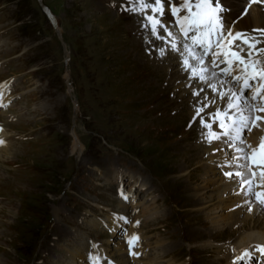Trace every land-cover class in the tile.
Here are the masks:
<instances>
[{"label": "rangeland", "instance_id": "obj_1", "mask_svg": "<svg viewBox=\"0 0 264 264\" xmlns=\"http://www.w3.org/2000/svg\"><path fill=\"white\" fill-rule=\"evenodd\" d=\"M111 1H122L120 6L130 13L107 9L104 0H0V83L12 79L16 97L12 107V99L7 100L11 109L0 115L9 140V148L0 151V264H55L59 254L49 261V252H43L58 238L55 225L79 230L92 207L103 217L101 206L126 212L128 232L122 239L133 224L151 255L143 262L163 254L154 264H223L226 249L219 256L215 248L203 249V238H192L193 228L209 232L208 226L189 212L187 183L177 177L182 142L201 145L193 153H202L208 162L209 153L203 151L207 144L200 141L204 127L192 119L198 97L171 77L175 71L167 63H173L172 51L165 44L153 45L151 23L141 11L131 10L135 0ZM162 68L169 71L156 85L151 76L158 80L156 70ZM181 115L177 127L172 119ZM75 133L83 152L73 148ZM141 180L149 188L138 190L136 205L121 207L119 186L141 189ZM154 199L159 200L160 215L147 221L144 210L154 207ZM67 217L76 219V226L65 223ZM99 221L102 228L105 222ZM237 228L217 232L214 238L233 242ZM88 234V242H97L96 235ZM77 235L68 242H80L82 235ZM159 240L167 244L166 253L158 248Z\"/></svg>", "mask_w": 264, "mask_h": 264}, {"label": "bare ground", "instance_id": "obj_2", "mask_svg": "<svg viewBox=\"0 0 264 264\" xmlns=\"http://www.w3.org/2000/svg\"><path fill=\"white\" fill-rule=\"evenodd\" d=\"M176 2H181V0H176ZM223 3L226 5V7L228 9V11H226L224 13L225 26L228 28H231L233 34L237 31H240V32H243L249 39L260 41V43L257 44V47L258 48H264V36L260 32L251 31L252 29L264 28V3H252L251 5H248V9H249L248 13L246 14V16L243 19H240L239 14L242 11L243 7H245L246 0H223ZM194 7H195V5L193 4V8ZM48 12L50 13L49 10H48ZM189 15L190 14L188 11L181 10L180 13L176 17L170 18L171 13H170V8H169V9H166V14L162 18L161 17H158V18L164 20V22L168 25L170 31L175 36V40H177V41L175 43L172 42L171 44H178L180 47V51L183 52L185 56H188L190 63L192 65H196L197 61L192 59V57L188 54L187 50H185L184 45H187L188 49H191L193 52H195L196 55H199L201 51L207 50L206 47L200 46V41H203L205 46L210 45L211 46L210 53H215V55L214 56L210 55V58L209 57L205 58L206 65L209 68V71L207 73H205L208 76V82L211 83L213 85V87L216 88L217 92H220V93H224V92L230 93V92L238 91V89H240L242 87L243 80L240 79V81L238 82L239 86L231 85V80L227 79V75L229 74V76H231V78H233L234 76L235 77H244L245 75H250V70L248 73H245L244 71H242V67L237 65L235 67V71L233 72V65L232 64L222 62V61L228 60V57L223 56V53H225L227 51L228 46H229L226 43V41H230L232 39V37L225 34V40L221 41V43L219 45H217L216 33L214 30H212L210 33V30H209L207 25L191 26V30H189L190 23L183 19V17L189 16ZM176 21H178V23H176ZM54 24L58 29L57 22ZM181 26H183L184 31L181 30ZM185 31H187V33H188L187 36L185 35ZM149 35H150V32H149ZM150 36L147 35V37H150ZM153 36H155V35L153 34ZM165 36H166V39H164V40L169 41V40L173 39L172 37H167L166 33H165ZM193 36L196 37L195 40L192 39ZM144 37H145V35H144ZM142 40H144V39H142ZM141 43H143V42H141ZM234 43L237 46L243 47L245 49L247 48V45L244 44L243 41H241L239 39H237ZM153 45L156 46V43L154 42ZM166 45L168 46L169 49H171L169 44H166ZM162 46H163V44H162ZM133 47H135V46H133ZM148 47H149V45H148ZM119 50H117V51H119ZM121 50H122V48H121ZM158 50H159V48H158ZM165 51H167V50H165ZM172 52H174L171 54L172 56L174 54L173 63H171V64L167 63V64H169L170 69L172 67L173 70L175 71V73H172V75H171V77L173 79H175V82H176V80H180L181 84L178 86L183 87L185 85L186 86L188 85L189 88H191L193 92L197 91L199 89H204V91L201 93V95L198 98L194 99V101H198L197 104L199 107L201 106L202 103L205 102L206 98L208 100L215 99V103L212 104L209 108H206L205 113H207L209 111L214 112L216 110V108L221 107L223 104L226 103V101H221L218 98V96L216 95V93H214L212 91V89L207 87L205 82L200 81L198 78H193L191 76L190 71H185L182 57L179 55V53H177L175 51H172ZM159 53L160 52H158V54ZM116 54H118V53H116ZM242 54L246 55V52L242 53ZM145 55H147V54H145ZM150 55H151V53H150ZM172 56H169L170 60H172L171 59ZM151 57H152V55H151ZM163 57H160V58H163ZM121 58H122V56H121ZM211 59L215 60V65L219 66V67L214 68V66L211 63V61H212ZM253 59H257V55H256L255 51L253 52V56L249 57L250 61ZM259 59L264 60V53L259 54ZM142 60H144V59H142ZM149 60H150V58H149ZM122 61L126 62L125 59ZM145 61H146V59H145ZM149 62H151V61H149ZM144 63H146V62H144ZM159 65H160V62H159ZM222 68L228 69V72L227 73L221 72V74H219L217 71H218V69H222ZM135 69L136 68H134V70ZM141 69H143V68H141ZM159 70H156V75H157L156 77H158V80H155L154 78H152V76H151V79L149 78L150 81H152V83L154 82V84H156V85L159 84L160 78H164L163 74H166L169 71V70L167 71V69H165V68H162V70H164V71H162V70L159 71ZM197 70L199 71V67ZM213 73H215L214 76H213ZM148 77H150V76H148ZM169 80H171V79L169 78ZM133 82H134V80H133ZM250 83H252L254 86H258L259 83H264V82L253 80V81H250ZM130 88H131V86H130ZM142 88H144L143 85H142ZM183 90H185L186 93L188 92L184 88H183ZM136 91H137V89H136ZM128 92H129V90H128ZM118 93H119V91H118ZM177 94H178V92H177ZM187 96H188V98L191 97L189 94ZM253 96H254V92L251 90L248 96H246V95H245V97L241 96L239 101H236L235 99H233V102L239 104L242 101H246V103H244V107H248L249 105H251L253 103L256 104L257 107L264 106V98H261V96H264V92H262L260 96H256L255 99H253ZM5 97H6V95H5ZM191 98H193V97H191ZM158 99H160V98H158ZM133 100H134V98H133ZM6 101H7L6 98L2 101L3 105H5ZM205 113H203V114H205ZM163 115H165V114H163ZM205 116L208 118L207 115H205ZM208 119H210V118H208ZM172 120L176 121L178 123V124L176 123L177 127H178V126H180V122L182 121V115L177 116L176 118H173ZM218 123H219L218 121L213 122V130H215L217 132H222L223 130L219 128ZM203 133L205 135H210V131L207 128H204ZM260 134L261 133L259 131H257L256 129H253L252 133H247V132L245 133L247 141L249 143H251L253 146H257L259 144ZM200 135H202V134H200ZM200 139H201L200 141H203L204 143L207 144L206 150H203V149L202 150L204 152L206 151L207 153H209L208 154L209 157L207 158L208 162H206L205 159H204V161H203V159H201L202 153H199V152L193 153L194 150L196 151V149L198 151V148L201 145L200 146H194V145H191L190 143L182 142V143H180L179 151H178V153L182 156L183 163L178 164L179 171H178L177 177H180L182 180H184L183 182L187 183L186 193L189 194V196L187 197L188 201H187V203L185 202V204H188L189 212H192L194 214L193 216H195V218H197L201 222L200 225L205 226V223L207 224L208 227H205V228H207L206 230L209 231V232H205L204 230L193 228L192 229V236H193L192 238L193 239L203 238L204 240H201V241H204L201 243V244H203V249H209L210 250V248H215L216 251L219 253V250H222L223 245L221 242H215L214 241V240H216L214 238L215 235H217L216 233L218 232L219 234H221L223 232H227L230 228L234 227L236 229V227H238L237 230L235 231V234H237V235L236 236L234 235L236 237L235 241L229 242L230 245L227 247V253L225 252L227 254L226 260H225L226 264H238V262L240 260L236 259V257L240 256L244 252L245 249H249L250 251H252L251 257H245L244 258L246 260L247 264H251L252 262H254V264H264V257H261L262 256L261 253L258 250H256L259 248L258 245L264 244V214L257 213L255 211V207H254L253 213H248L245 210V205L243 204V201L249 200L250 198H254V197H250L248 195L247 186L241 185L236 179L230 180L227 177H225L223 174L225 170H232V169L237 167V162L233 159L234 156L241 157V159L239 161V163L241 165L248 163L247 161H245L243 159V156L245 155V153L249 152L250 149H248L246 147V145H240L237 142L235 147L244 148V152L238 153L235 151V147H228L227 144L223 141H214L212 144H209L202 137ZM8 148H9L8 145H4V146L1 145L0 151L3 153V151H6ZM73 148L75 149V151L78 150V151L83 152V144L81 143L77 134H76V136H74ZM187 151H189L191 154ZM9 157H10V155H9ZM205 158H206V156H205ZM175 161H176V159H175ZM204 162H206V163H204ZM229 162H231V167L229 166ZM199 163L200 164L203 163V166L202 167H198V166L194 167L195 164L197 165ZM250 167L255 168L257 170V174H259V168L256 165H251ZM242 171L247 173L248 171H250V169L246 168ZM100 173L102 176L104 175V172L102 170L100 171ZM121 174H123V173H121ZM130 177H132V176H130ZM137 180H138V178H137ZM134 181H136V179ZM108 184L112 185V184H110L109 180H108ZM139 184L141 186V189H139V186H134V187L132 186L130 189L131 196L129 197V202H131V198H132V205L133 206L136 205L135 201H136V195L138 194V190L141 192L142 191L145 192V189L149 188L146 181L141 180ZM143 184L145 186H143ZM251 187H254L256 189V191L264 190L261 187H259L258 182L256 180H254L252 182ZM120 202H121V207H123L122 205H124V206L126 205L125 203H123L122 200ZM158 202H159V200H155L153 202L154 207L151 206L152 209H146L145 208L146 210H144V211H146V214H145V216H143L144 219H146L147 221L148 220L150 221V220H154V217L160 215L159 214L160 210L157 209ZM97 205L100 206L99 203H96V206ZM236 205H241V206L235 207ZM98 208H100V207H98ZM59 210H61V208L56 209V213L58 216H59V212H60ZM108 210H110V209H108ZM108 210H105L103 208V206H101L100 213L104 214V215L106 213H107V215L114 214L116 216H108L106 219H104L103 218L104 215H102L103 217H99L93 211V207H92V209L90 211H88V213L85 215L83 227L81 228V229L85 230V232L81 229H79V230L75 229L74 230V227H68V226H65V224L57 223L55 225L57 227L55 235H58L57 236L58 238L56 239V242L54 245H52L50 247L48 246V248H45L43 251L44 253H45V251H46V253L49 252V253H47L48 254L47 259L49 260L50 258H52V255H54V254H56L55 256H57V254H59L58 256L60 258L57 257L55 264H91V263L110 264V262H114V264H154V262H157L158 259H160L161 257L163 258V254H162L161 256H159V255L156 256L155 258L152 257V259L148 262H143L142 261L143 257L144 258L148 257V259H149V257L151 256L149 253H147L148 250L147 249L145 250V246H144L143 242H139L138 246L135 249L136 251L141 252V255L139 257H133V256L128 255V247H126L124 245V241H122L120 239L121 236H119V238H116L114 236H111V237L105 236L102 233L103 228H100V226H101V221H99L100 218H102V224H104V222H105V225L103 227L110 228L112 231H117L120 227H123V225L126 223V221L124 219H122L123 217H120V215L115 214L112 210H110V211H108ZM202 216H204L205 219H203ZM110 217H111V219H110ZM63 220L65 221V223L66 222L73 223V224H71V226L72 225L74 226L75 223L77 222L76 219H74V218L72 219L69 217H67L66 220H65V218ZM203 222H204V224H202ZM130 229L132 232L129 234V236H127V238L134 234L133 230L135 228H133V226H132ZM88 230L90 232V234H88L89 238H91V235H93V236L96 235V238H97V242L95 240L93 242L90 241L92 244L91 253L89 251L90 242H88L89 240L87 238H84V235H85V233L88 232ZM78 232L80 233V235H82L81 241L80 242H68L69 239L67 240V238L69 236H73V235L78 236L77 235ZM114 234L116 235V232ZM102 235H103V237L105 236L106 238L104 239L103 242H98L99 237ZM90 240H92V239H90ZM221 240L223 242V239H221ZM201 241H199V242H201ZM156 243L158 245V248L162 249V251H164L166 253L165 250H166L167 244L164 242V240H159ZM224 243H225V241H224ZM196 244L198 245V243H196ZM94 245H95V247H94ZM157 245H156V247H157ZM199 246L201 247V245H199ZM233 249H235V251H233ZM63 251H65V255L63 257H61V255L63 254ZM204 252H206V251H204ZM162 262H164V260ZM163 264H165V262ZM168 264H174V263H168Z\"/></svg>", "mask_w": 264, "mask_h": 264}, {"label": "snow or ice", "instance_id": "obj_3", "mask_svg": "<svg viewBox=\"0 0 264 264\" xmlns=\"http://www.w3.org/2000/svg\"><path fill=\"white\" fill-rule=\"evenodd\" d=\"M252 3H264V0H246V5L243 7L240 12V16H244L248 13V5ZM193 4L195 7L193 8ZM170 8L171 17H176L181 10H186L189 12V16L183 17V19L190 23L191 26H203L207 25L210 33L212 30L215 31L217 36V45L221 41L225 40V34L231 36L230 41H226L229 45L228 49L223 56L228 57L227 61H222L230 63L233 65V72L237 65L242 67V71L248 73L250 70V75H245L244 77H233L240 81L243 80L242 87L235 92H217L216 88L213 87L211 83L208 82V76L205 74L209 71V68L206 65V57L210 55L211 46H205L203 41H200L201 47H206L207 50L201 51L199 55H196L191 49H188L187 45H184L185 50L192 57V59L197 61L196 65H192L188 56H185L183 52L180 51L178 44H171L170 47L173 51L179 53L183 59V65L185 71H190L193 78H198L200 81L205 82L208 88L212 89L214 93L218 96L221 101H226L221 107L216 108L214 112L205 113V109L209 108L212 104L215 103V99L208 100L205 99V102L201 104L200 107L196 108L195 115L192 117L194 121L198 120V123L204 128L209 129L210 135H205L202 132V138L206 140L207 143L212 144L214 141H223L227 144L228 147H235L238 142L240 145H246L249 152L245 153L243 159L248 163L240 164L239 161L241 157L234 156L233 159L237 162V167L232 170H225L224 176L228 179H236L241 185L247 186L250 193L249 200L243 201L245 205V210L248 213H253L254 207L257 213L264 214V190L256 191L254 194L251 193V185L254 180L258 182L259 187L264 189V106L257 107L256 104H251L248 107H244L246 101L241 103H234L233 99L239 101L241 96L244 94L245 90H252L254 92L253 99L256 96H260L264 92V83H259L258 86H254L250 81H261L264 82V60L259 59V54L264 53V48H258L257 44L260 41L249 39L243 32L237 31L234 34L232 33L231 28L225 26L224 23V13L228 11L226 5L223 3V0H181V2H176V0H135L133 8L131 10H139L146 17L147 20L151 23V32L156 35L161 40L166 39L164 33L167 34V37H172L175 39V36L170 31L168 25L164 22L163 19L157 17H163L166 14V9ZM155 13L156 15H152ZM239 18V17H238ZM178 23V21H176ZM181 30L184 31L183 26ZM253 32H260L264 34V28L261 29H252ZM187 31L185 35L187 36ZM192 39H196L195 36ZM239 39L247 45V48H243L235 45V41ZM255 51L257 59L249 60V57L253 56ZM164 49H161L163 54ZM242 54V53H245ZM215 55V53H211ZM212 65L215 67V60L211 61ZM199 67V71L197 70ZM222 73H227L228 69H220ZM215 73H213V76ZM204 89H199L193 92V95L199 97ZM3 93L0 92V106L2 104ZM264 98V96H261ZM205 113L210 119L206 120L204 115ZM218 121V126L222 129V132H217L213 130V122ZM253 129L259 131L260 142L257 146H253L246 139L245 133H252ZM5 141L0 139V145L4 144ZM215 150V149H214ZM236 152H244V148L235 147ZM251 165H256L259 168V174L255 168H251ZM231 167V162H229ZM242 168H249L250 171L247 173L242 171ZM121 196L127 200L128 196L121 191ZM241 205H236L235 207H240ZM127 221V217H123ZM140 221H136L138 225ZM140 241L138 234H133L128 237L127 247L128 255L133 257H139L141 252L136 251V247ZM95 247V245H94ZM235 251V249H233ZM258 251L261 254H264V244L259 246ZM252 251L245 249L242 256L236 257L238 260H243L245 257H251ZM114 264V262H110Z\"/></svg>", "mask_w": 264, "mask_h": 264}]
</instances>
